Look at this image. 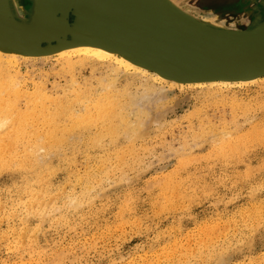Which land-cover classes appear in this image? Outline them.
<instances>
[{"label":"rangeland","instance_id":"rangeland-1","mask_svg":"<svg viewBox=\"0 0 264 264\" xmlns=\"http://www.w3.org/2000/svg\"><path fill=\"white\" fill-rule=\"evenodd\" d=\"M174 2L219 30L264 20V0ZM72 57L0 73V264H264V81L201 90Z\"/></svg>","mask_w":264,"mask_h":264},{"label":"water","instance_id":"water-1","mask_svg":"<svg viewBox=\"0 0 264 264\" xmlns=\"http://www.w3.org/2000/svg\"><path fill=\"white\" fill-rule=\"evenodd\" d=\"M40 1V7L32 6L29 22L10 13L4 17L2 50L45 55L76 41L78 33L110 42L171 75L193 79L264 75V20L249 31L233 32L199 24L168 0H82L71 11L73 19L68 16L65 25L53 27L62 12L48 8L52 0ZM45 28L57 29L44 36Z\"/></svg>","mask_w":264,"mask_h":264},{"label":"bare ground","instance_id":"bare-ground-1","mask_svg":"<svg viewBox=\"0 0 264 264\" xmlns=\"http://www.w3.org/2000/svg\"><path fill=\"white\" fill-rule=\"evenodd\" d=\"M31 1H32V6L35 8H38L42 5L41 4L42 1H40V0H31ZM168 1L178 9V7L175 5L174 0H168ZM81 2H82V0H52L49 3L48 8L58 9L62 12L60 17L54 22L53 27H58V25H60L59 27H61L62 25H65L66 22L68 21V16H69V18L73 19V17L70 16L71 11L77 10L81 6ZM27 3H28L27 0H0V26L1 27L4 26V23H5L4 17L6 15H9L8 13L12 14L13 17H18V18L23 17L24 15L28 16L27 15L28 12L26 13V10H24L22 8V6H26ZM30 4H31V2H30ZM28 5H29V3H28ZM34 12H35V9H34ZM21 20L22 19H20V21ZM25 21H27V20L25 19ZM80 22H81L80 20H76V23H80ZM52 29L56 30L57 28H52ZM52 29L51 28H47V29L45 28L44 31L42 32V35L45 36L48 34L49 35L52 34L53 33ZM76 35H77L76 41L65 42L63 46H59V48H57L54 52H52V54H46V55L17 54L16 52L12 53L11 51L6 52L0 48V73L4 69V62H6L7 64H16L17 61L20 62L21 60L22 61L47 60L48 58H51L54 56L56 59L57 58L60 60L63 59L62 61L67 63V64L65 63L66 68H67V66L69 67L71 64L74 65L73 64L74 63L73 61H75L74 59H73L72 63H71V60H68L72 56H74L77 58L76 62L81 63V64H85V63L94 64L95 62L105 63V64L113 63L117 69H122L125 72H131V73L137 74L143 78H149L152 80L154 79V80L159 81L162 84H167L169 86H175V85L181 86V87L188 86V87L198 88L201 90H209V89H213V88L222 89V88H231V87H239V86L241 87V86H245V85H249L251 83L257 82L259 80L264 81V75H261L263 73H256V74H251L248 76L246 75V76H236V77L196 78V79L185 78V77H182L179 75H171V74H168L166 72L160 71L156 68H153L151 66L143 64L138 59H136L135 57L126 53L125 51H122L121 49H119L118 47H116L114 44H112L110 42L101 41L97 37L91 36V35H82V34H78V33ZM62 67L64 68V65ZM9 68H10V66H9ZM70 68L71 67H69V69ZM1 79H3V78L0 77V80ZM10 79H11V77H10ZM10 81H12V80H10ZM13 81H14V79H13ZM106 92H108V91H106ZM1 93H2V91L0 92V95H1ZM106 95H107V93H106ZM105 97H107V96H105ZM110 97L111 96H109V98ZM0 98H1V96H0ZM105 100H106V98H105ZM100 101H99V103H100L99 105L101 106ZM105 108H107V107H105ZM107 109H109V107ZM99 113L102 114V113H104V111L102 113L101 112H99ZM107 114H108V112H107ZM100 116H102V115H100ZM21 117H23V116H21ZM94 118H95V116H93V119ZM98 118L100 119V117H98ZM85 119H87V118H85ZM20 120H22V119H20ZM89 120H90V118H89ZM81 122L83 123L84 121L81 120ZM91 122H92V119H91ZM78 123H80V121ZM86 123L87 122H85L84 124L86 125ZM88 123H89V121H88ZM22 129H24V128L22 127ZM39 135L40 134H37V137ZM46 138H48V137H46ZM37 140H38V138H37ZM39 140H40V138H39ZM52 143H53V141H52Z\"/></svg>","mask_w":264,"mask_h":264}]
</instances>
